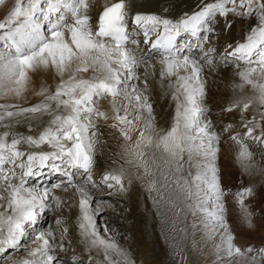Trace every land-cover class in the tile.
I'll use <instances>...</instances> for the list:
<instances>
[{"label":"snow or ice","instance_id":"snow-or-ice-1","mask_svg":"<svg viewBox=\"0 0 264 264\" xmlns=\"http://www.w3.org/2000/svg\"><path fill=\"white\" fill-rule=\"evenodd\" d=\"M0 5H6V0H0ZM89 9V0H15L0 19V94L23 98L32 72L52 69L59 77L54 91L42 86L35 92L42 97L38 103H0V261L26 252L12 264H66L59 255L65 251L63 240L57 242L51 228L42 229L40 223L52 208V199L60 206L52 189L67 191L75 186L80 197L78 231L87 264H136L129 251L112 238L106 222L102 230L108 236L101 235L97 220L103 205L87 187H96L92 168L98 125L93 121L100 119L113 121L111 127L128 144L125 154L135 158L146 178L153 176L149 168L155 163L146 150L154 148L160 153L167 169H161L164 183L158 187L157 179H148L147 190L161 195L160 188L169 186V175L175 176L171 183L194 201L193 214L200 216L208 239L214 241L218 261L227 258L231 264L253 252L264 261V247L237 246L227 222L229 193L222 187L216 164L221 133L208 119L204 71L213 72L221 64L237 69L240 83L233 89L238 94L224 111L240 115L243 131L230 136L240 145L237 158L251 157L246 140L264 144V0H198L195 10L178 18H169L164 9L159 14L137 11L131 19L126 0H119L105 6L95 23ZM237 19L252 21L243 42L226 43L222 53L208 46L212 34H220L217 25L220 32H230ZM153 56L160 57L159 87L166 86L175 104L167 130L155 126L147 67L143 83H137L141 79L138 67ZM246 85L252 95L244 94ZM100 99H108L111 115L99 110ZM253 107L255 111L246 116ZM21 122L28 124L30 134L14 130ZM232 128L229 124L223 131ZM185 165L194 168L195 175ZM45 170L62 173L66 180L45 187L39 183ZM80 170L87 179L75 184ZM124 174L123 169L105 173L101 183L123 192ZM251 194V188L235 193L249 225L252 213L245 198ZM29 243L34 247L29 248ZM101 254L103 259H97ZM250 259L257 264L256 255ZM71 261L85 264L77 255Z\"/></svg>","mask_w":264,"mask_h":264},{"label":"rangeland","instance_id":"rangeland-1","mask_svg":"<svg viewBox=\"0 0 264 264\" xmlns=\"http://www.w3.org/2000/svg\"><path fill=\"white\" fill-rule=\"evenodd\" d=\"M89 2H90L89 14L92 17L93 12H94L95 0H89ZM250 22H251V20H250ZM220 23L221 24L223 23L222 19H221ZM244 23L245 22L243 21L240 25H241V29L243 30V32L246 33L248 31L249 25H245ZM250 24H252V22ZM243 26L245 28H243ZM216 30L220 34H219V36H217L215 33L212 34V38L208 42V46L217 47L218 51L221 53L223 52L224 45L226 43L243 42V40L242 41L241 40L240 41L239 40L238 41L237 40L230 41V35H228L229 33L228 32H224V33L220 32L219 25L216 26ZM186 39H187V37H186ZM227 41H229V42H227ZM140 48L144 49V51L147 52V48H145V46L140 45ZM196 51H197V55L199 56L200 55L199 51L198 50H196ZM136 54L140 55V52L137 51ZM158 59H160L159 56H154L151 60L156 61ZM151 60H149V61L151 62ZM220 67H221V69H220ZM204 71H205V73L207 71V73L205 74V78H206V80H208L207 81L208 82V90H207V95L205 97L206 106L210 109V115L208 116V119H210L213 122V124L215 125V131L221 133V141L220 142L229 141V142L236 145L237 143H235L234 141H232L230 139V136L232 135V133H230L231 131L224 132L223 129L229 124H231L233 126L232 131H234L236 129V127L240 126V117H232V115H231V113L236 115V113H238L237 111L236 112L233 111L231 113L224 111V109L228 107V104L230 102V99H229L230 91H234L233 85L240 83V78H238L239 76L236 74L237 69L235 68V66L233 64H228V65L221 64L213 72H210V70L207 68H205ZM227 71H228V73L229 72H232V73L228 74V73H226ZM218 73H219V75H218ZM143 75H144V72L142 73V76ZM230 75L232 77H230ZM217 76H219V77H217ZM224 77L225 78L227 77V78L225 79ZM140 80H141V83L139 81H137V83L142 84L143 79H140ZM212 80H214V81H212ZM223 84L224 85L227 84V85L224 86ZM48 87H52V86L48 85ZM249 89L251 90L250 86L246 85V87L244 89L245 95H252V92ZM38 91L39 90H32V88H29V89L27 88L25 91V95H24L23 99H21L25 103H23L22 101L17 102V103H23V104H29V105L38 103L40 101V99H42V97L35 95V92H38ZM150 91L152 93L150 98L151 97L153 98V96L156 94V87L152 83H150ZM26 96H28V97H26ZM220 97H221V99H220ZM11 99L12 98L10 96H3L2 94H0V103H5V102L15 103V102H11L10 101ZM14 99H16V97H14ZM108 102H109L108 99H100L98 102L99 110L104 111V107H105L106 112L108 111L107 109H109L108 112L110 113V108H109L110 105L108 104ZM153 102L154 101H152V103ZM170 104H171V106H170ZM25 106H27V105H25ZM107 106H108V108H107ZM173 106H175V104L172 101L170 93L165 94L164 98L162 100V103H161V109L160 110L154 109L155 110L154 111V118H160L162 116V117L166 118L167 120L169 119L168 120V126H171V123H172L171 120L173 119L172 116H174V113L172 114V112H174L173 110H175ZM253 111H255L254 107L252 109H250L246 115H248V117H250ZM222 112H224V113H222ZM225 113H228L230 115H225ZM170 116L172 117V119ZM45 119H47V118H45ZM93 122L95 124L98 123L97 124L98 127L95 129L98 133V136L102 135V129L107 128V127L109 128V126H111L110 123H108L104 120H94ZM33 124L36 125V122L33 121ZM18 130H20L19 132H22L25 135L30 134L29 132L26 134L25 131H23L19 128H18ZM33 131H36V127L33 128ZM134 141H135V138H133V143H134ZM249 142H251V139L246 140L247 146L249 145L248 144ZM237 145H239V144H237ZM239 147H240V145H239ZM96 148H97V146L95 147V149ZM146 151L148 152L147 156H148L150 161L152 159H154V157L156 158V159H154L155 163H152L151 164L152 166H150V168H149V171L151 173L154 172L152 177L146 178L143 174L144 171L142 168H139V169L134 168V167H136L135 158L134 157L132 158L131 155H129L126 163L128 166V171H127L128 173L127 174H129L130 176L128 175L127 179L123 178V184H124V189H125L123 192L119 191L118 188L108 189L106 187V185H103L102 183L96 187H93L91 184L87 185L89 191H91L90 192L91 195H93L98 200V202H101L103 205V212L99 215L98 220H97L98 226L101 227V235H104L106 238L108 236V234L104 233L102 230L103 224L106 222L108 225V228L110 229V234H111L112 238L115 239L123 248L127 249L129 251V253L131 254L132 258L139 261L138 262L139 264H144V262L147 259H148L147 262H150V264H210V262L213 264V261L216 264L217 263L218 264H228L227 258L222 259L221 260L222 262L217 261V257L215 256L216 252H215V249L213 247L214 241L208 239L207 230L204 228L203 224L201 223L200 216L191 214V213H193V209L191 208V205L193 204V202L187 196V193L185 191H182L181 188L177 187L174 183H171V181L176 179L175 176L169 175V186L168 187L171 188L172 198H173V202H174L173 206L170 203V205H168V207H167V208H171L170 213H168L166 211L163 204L161 203V200H163L162 199L163 196H161V195H163L165 193L166 188H163V187L160 188L161 195H156L157 194L156 192L149 193V191H147V185H146L147 180L155 178L158 181V185L159 186L162 185L164 183V181H163V178L161 176V169L163 168V169H165V171L167 169L164 165H162L164 163H163V159H161V155L159 154V152L156 153L154 148H148ZM150 151H151V153H150ZM154 151H155V154H154ZM249 151H251L252 156L249 158L243 159L245 162H243L241 159L238 160V169L240 171V173H239L240 178L238 177L239 179L237 177L235 178L233 175L228 176V175L220 173L221 179L223 181L222 187L226 191H228V193H229L228 197H230V196L235 197L236 192L242 191L244 188H251L253 183L259 182V178H260L259 174L257 173V171L255 172L252 169L253 166L249 163L250 159H253L254 163L257 162L255 160L257 159L256 157H258L257 156L258 153H257V151H255L253 149H249ZM108 153H109V151H108ZM99 154L103 155L102 149H100L98 151H96V150L94 151V160H95V157L97 160L99 159ZM109 155H110V153H109ZM150 156H151V158H150ZM129 160H133V163H129L128 162ZM156 163H157V165H156ZM155 165H156V167H155ZM92 169H95V168L93 167ZM140 169H141V171H140ZM154 174H156L157 176ZM182 174H183L184 178L186 179L185 174L184 173H182ZM55 175L56 174L54 172H48L47 170H45V174L39 180V183L42 184L43 186H45L41 182L42 180H44V182L47 184L45 187L51 188L52 185L57 184V181H55V182L53 181ZM75 177H76L75 178V184H80L79 178L77 176H75ZM94 178L95 177H92L93 181H94ZM101 178H102V176L96 177L95 180L99 181V183H100ZM135 178L137 181L135 180ZM141 180H143V182ZM61 181H63L62 178L59 182H61ZM142 183H144L143 186H141ZM131 185H133V186H131ZM134 185H136V186H134ZM59 189H60V191L58 193H54V192L58 191L57 188L52 189V196L54 198H58L59 201L63 203V205L60 204V206L57 207V202H56L57 200L52 199L51 200L52 208L46 211V214L40 223V227L42 229L51 228V230L56 235L57 242H59L61 239L63 240L64 246H65V251L60 252L59 255L64 259L66 264H72L71 257L73 255H77V256L82 257L85 260V264H87V253L84 251V244L81 241L79 231H78V224H77V217L79 216L80 212H79V204L75 205V201L77 200V198L80 199L79 194L76 192L75 186L68 187L67 191H65L64 188H59ZM173 189H175L176 191ZM137 190H139V191H137ZM109 192H112L114 194L109 195ZM65 194L69 199L67 201L63 202L61 200H64ZM257 198H259V195L257 194V187L255 189H252V194L245 198L246 207L254 215H256V213L258 215L259 214L258 212L260 211V210L259 211L255 210V212L253 211L255 209L254 203L256 202L255 200ZM70 200H72V202ZM70 202H71V204H70ZM76 203H77V201H76ZM72 204H74V205H72ZM69 205L72 207H70ZM76 206H78V207H76ZM64 207H65V209H64ZM94 207H95V204H93V208ZM261 207H262V210L264 211V201H263ZM69 210H71V212H69ZM75 210L77 211L76 213H75ZM176 213H178V216ZM261 213H262L261 217H263L264 212H261ZM63 214H65V215H63ZM136 215H138V217ZM58 216H59V218H58ZM173 217H175L176 219H179L180 229L183 227L181 229V235H174V233L170 231L171 225L169 226V224L171 222L170 220H172ZM252 217L255 218V216H252ZM138 218H140V219H138ZM196 218H198V219H196ZM57 219H59L61 221V223L59 225H57V223H56ZM261 220L264 221V219H261ZM136 222L139 224H137ZM188 223H189V225H188ZM196 223H198V224H196ZM228 224L230 226L232 233H234V235H235L234 243L237 246L241 247L242 249L247 248L248 246H251L257 250L261 247H264V223L258 222V221H257V223L251 222V225L248 224L247 230L245 228H243L246 225L244 226L242 223H240V225H238L237 228L233 227V225L230 223H228ZM190 225H191L190 229L187 230ZM195 225H197V226H195ZM138 227H140L139 230H138ZM65 228H67V230H68L66 233L64 232ZM243 229L247 233H245ZM183 230H185V231H183ZM168 233H170V234H168ZM187 233H188V235H187ZM181 236H183L184 238H182ZM185 236H187V237H185ZM188 239H190V240H188ZM183 240H184V242H183ZM141 241L143 242L144 245H146L145 249L141 248V247H143L140 245ZM215 242H218V237L216 238ZM28 247L31 248V247H34V245L29 243ZM26 255H27L26 252L17 253L11 259H7L6 261H0V264H12L13 259H19L21 256H26ZM93 255L95 256L96 253L93 252ZM209 255H211V256H209ZM253 255H256L258 258L257 264H264V261H260L258 252L248 253V254H246L245 257H237L231 262V264H242L243 261H244L243 264H246V263L252 264L250 258ZM97 259L102 260L103 259L102 254L100 256H98ZM147 262H145V263L147 264Z\"/></svg>","mask_w":264,"mask_h":264},{"label":"bare ground","instance_id":"bare-ground-1","mask_svg":"<svg viewBox=\"0 0 264 264\" xmlns=\"http://www.w3.org/2000/svg\"><path fill=\"white\" fill-rule=\"evenodd\" d=\"M115 0H95V5H94V12H93V15H92V21L93 23H95V21L98 20V18L96 16H98V11L100 9H102L104 6L110 4L111 2H113ZM14 2L15 0H6V5H0V19H2L5 15V13L14 5ZM198 3V0H126V4H127V11L129 13V19H131L132 16H134V14L137 12V11H140V12H156V13H161L164 11V9H167V13H165L166 15L169 16V18H178L181 14H183L184 12H191L193 10H195L196 8V5ZM245 22L244 24L245 25H250V20L249 19H245V20H240V19H237L236 20V23L233 27V29L228 32L230 35V41H235V40H243L246 35L248 34V31L246 33L243 32V30L241 29V23L242 22ZM250 22V23H249ZM224 33V32H223ZM229 42V41H227ZM154 57V56H153ZM147 67V70L148 72L150 73V75L148 76V80H149V84L152 83L155 87H156V94L153 96V98L151 97V102H153V106H154V109H157V110H160L161 109V103H162V100L164 98V95L169 93L166 86L164 89H161L159 87V70H160V64H159V59L158 60H151L150 61H147V64H141L138 69H137V73L138 75L141 77V79H143V76H142V73L144 72L145 73V68ZM227 67V66H226ZM229 67V66H228ZM221 69V67H220ZM229 70V69H228ZM233 71V70H232ZM236 71V70H235ZM219 72V71H218ZM207 73V71H206ZM205 73V74H206ZM221 73V72H220ZM228 73V71L226 72ZM232 72H229L228 74H230ZM237 74V73H236ZM219 75V73H218ZM30 76H31V82L28 86V89L29 88H32V90H40V88L42 86H46L48 87V85H51L52 87H48L49 91H54L55 90V86L56 84L59 82V77L56 76L54 70L52 69H49L47 71H44V70H40V71H36V72H32L30 73ZM207 76V75H206ZM229 76V75H228ZM219 77V76H217ZM230 77H232L230 75ZM234 77V76H233ZM208 78V77H207ZM216 78V77H215ZM225 78V77H224ZM227 78V77H226ZM225 78V79H226ZM239 78V77H238ZM237 78V79H238ZM230 79V78H229ZM165 80L167 81V78H165ZM218 80V79H217ZM208 81V80H207ZM214 81V80H212ZM139 82L141 83V80H139ZM224 85V84H223ZM227 85V84H226ZM224 85V86H226ZM246 87V86H245ZM222 89V88H221ZM227 89V88H226ZM231 90V89H230ZM250 90V89H249ZM215 91V90H214ZM251 91V90H250ZM219 92V91H218ZM32 94V93H31ZM152 94V93H151ZM229 94V93H228ZM238 94V91H230V96H229V99L230 101ZM245 94V93H244ZM218 95V94H217ZM216 95V96H217ZM223 95V94H222ZM219 96V95H218ZM12 99L10 100L11 102H20L22 101L21 99L23 98H16L14 99V97L10 96ZM28 97V96H26ZM32 98V97H31ZM216 98V97H215ZM221 99V97H220ZM169 100V99H168ZM23 103H25L24 101H22ZM170 102V101H169ZM7 103V102H5ZM103 104V103H102ZM109 104V102H108ZM24 105H29V104H24ZM101 105V104H100ZM229 105V104H228ZM171 106V104H170ZM104 107V106H103ZM174 109H175V106H173ZM108 108V106H107ZM106 108V109H107ZM110 108V107H109ZM109 111V109H107ZM163 110V109H162ZM173 110V109H172ZM104 111L105 110V107H104ZM107 111V112H108ZM175 112V110H173ZM164 112V111H163ZM168 112V111H167ZM172 112V114L174 113ZM236 112V111H235ZM224 113V112H222ZM111 115V113H109ZM157 115V114H156ZM225 115H230L228 113H225ZM232 117H240L239 113H236L233 114L231 113ZM248 116V115H246ZM160 117V116H159ZM171 117V116H170ZM173 117V116H172ZM171 117V119H172ZM46 120V119H45ZM102 120V119H100ZM169 120V119H168ZM168 120L164 117H160V118H155V126L158 130H167L168 127ZM173 120V119H172ZM171 120V122H172ZM230 120V119H229ZM101 122V121H100ZM108 123H110V125L113 123V121L111 119H109L108 121H106ZM33 123V122H32ZM98 124V123H97ZM34 127H37L35 124H33V128ZM21 129L23 131L26 132V134L28 133V124L26 122H21L20 124L18 125H15L14 126V130L15 131H20L18 130ZM243 129L238 126L236 127V129L234 131H231L230 133H234V132H242ZM133 138H136L135 135ZM223 140V139H222ZM221 141V140H220ZM248 149H253L255 151H257L258 153V157H256L257 159L255 161L257 162H253V159H250L249 160V163L253 166V170L259 174V182L258 183H253V185L251 186L252 189H255L257 187V194L259 195V198H257L254 203V206H255V209L253 210L255 212V210L259 211L258 215L256 213V215L252 214V216H255V218L251 217V222L252 223H257L258 222H262L264 223V221H262L261 219H264V216H262V213L261 212H264L262 210V203H263V199H264V144H261L257 141H254L251 139V142L248 143ZM97 146L96 149H94V151H98L100 149L103 150V155H100L99 154V159L97 160L96 157H95V160H94V168L95 169H92V177H95L94 178V181L96 183V186H99L101 184V182L99 183V181L95 180L96 177H101L103 176L105 173H108V172H116L118 173L121 169H123L124 171V177L123 178H126L128 177L129 174H127L128 172V166H127V159H128V156L129 155H126V148L128 147V144L127 142L124 140L123 137H121L119 131L117 129H114L112 128L111 126H109V128H104L102 129V135L98 136V140H97V143L95 144V147ZM239 148V149H238ZM110 153H108V151ZM240 151V147L239 145H235L229 141H222L220 142L219 144V153H218V157L216 159V164H217V167H219L218 169L219 170V173H222V174H225V175H233L235 178L239 177V169H238V153ZM148 153V152H147ZM151 153V151H150ZM149 153V154H150ZM157 153V152H156ZM154 154H155V151H154ZM160 154V153H159ZM148 155V154H147ZM153 155V154H152ZM132 157V156H131ZM133 158V157H132ZM151 158V156H150ZM154 159H156L154 157ZM162 159V158H161ZM185 159H187V157L185 156ZM245 159V158H244ZM243 162H245L243 159H241ZM252 161V162H251ZM136 165V164H135ZM154 165V164H153ZM157 165V163H156ZM155 165V167H156ZM161 165V164H160ZM164 165V164H162ZM152 166V165H151ZM161 167V166H160ZM137 169V166L134 167ZM185 168L189 169L193 175H195V169L194 168H191L190 165H185ZM143 169V168H142ZM163 169V168H162ZM222 169V170H221ZM70 171L72 169H69ZM135 170V169H134ZM157 170V169H156ZM159 170V169H158ZM165 170V169H164ZM136 171V170H135ZM141 171V169H140ZM134 172V171H133ZM156 172V171H155ZM154 173V172H153ZM56 175L54 176V182L57 181V183H60L59 181L62 180L65 181L66 178L62 176V173H55ZM61 174V175H60ZM132 174V173H131ZM144 174V172H143ZM185 176H186V173H184ZM156 175V174H154ZM183 175V174H182ZM221 175V174H220ZM79 180H80V184H83V181L85 179H87L86 175L84 174L83 170H80L77 175H76ZM130 176V175H129ZM157 176V175H156ZM86 177V178H85ZM135 177V176H134ZM133 177V178H134ZM76 178V177H75ZM74 178V180H75ZM149 178V177H148ZM187 178V176H186ZM238 178V179H239ZM139 179V178H138ZM144 179V178H143ZM136 180V178H135ZM137 181V180H136ZM143 182V180H141ZM45 186L47 185L44 180L41 181ZM133 182V181H132ZM139 182V181H138ZM146 182V181H145ZM144 182V183H145ZM248 182V181H247ZM136 183V182H135ZM134 183V184H135ZM141 186H143V184ZM246 183V182H245ZM249 183V182H248ZM147 185V184H146ZM127 186V185H126ZM133 186V185H131ZM136 186V185H134ZM145 186V185H144ZM159 186V185H158ZM135 188V187H134ZM58 191L54 192V193H58L60 191L59 188H57ZM115 189V187L113 188ZM140 189V188H139ZM175 190V189H173ZM178 190V189H177ZM139 191V190H137ZM148 191V190H147ZM176 191V190H175ZM256 191V190H255ZM74 192V191H73ZM91 192V191H90ZM180 192V191H179ZM75 193V192H74ZM141 194V193H140ZM256 194V193H255ZM61 195V194H60ZM158 195V194H156ZM163 200H161V203L163 204L164 208L166 209V211L168 213L171 212V208H167L168 205H171L173 206V198H172V192H171V188L169 187H166L165 189V193L163 195ZM229 196V195H228ZM226 198L225 200V205H226V208H227V211H226V217H227V221L228 223L232 224L233 227H238V225H240V223H242L245 227L246 230H247V227H248V223H246L243 218H242V213H241V210H240V206L239 204L237 203L236 201V198L235 197H228ZM136 197V196H135ZM138 198V197H137ZM176 198V197H175ZM190 198V197H189ZM69 198L66 196L65 194V198L64 200H61L63 202L67 201ZM140 199V198H139ZM191 199V198H190ZM189 199V200H190ZM56 200V199H55ZM133 200V199H132ZM143 200V199H142ZM157 200V199H156ZM72 202V200H70ZM77 201V203H76ZM75 201V205L79 204V199L77 198V200ZM137 201V200H136ZM140 201V200H139ZM191 201L194 203V201L191 199ZM57 202V201H56ZM70 202V204H71ZM142 202V201H141ZM143 203V202H142ZM145 203V202H144ZM60 204L63 205L62 202H60ZM66 204V203H65ZM68 204V203H67ZM74 205V204H72ZM110 205V204H109ZM112 205V204H111ZM159 205V204H158ZM181 205V204H180ZM70 206V205H69ZM72 207V206H70ZM78 207V206H76ZM162 207V206H161ZM182 207V206H181ZM112 208V207H111ZM192 208V207H191ZM254 208V207H253ZM65 209V207H64ZM67 209V208H66ZM64 211V210H63ZM114 211V210H113ZM116 211V210H115ZM174 211V210H173ZM172 211V212H173ZM66 212V211H65ZM69 212H71V210H69ZM77 211L75 210V213ZM162 212V211H161ZM62 213V212H61ZM64 213V212H63ZM173 214V213H172ZM177 216H178V213H176ZM193 214V213H191ZM65 215V214H63ZM67 215V214H66ZM75 215V214H74ZM140 215V214H139ZM169 215V214H168ZM190 215V214H189ZM138 217V215H136ZM166 216V215H165ZM136 217V218H137ZM168 217V216H167ZM176 217V216H175ZM175 217L172 218V220H170V224L169 226L171 225V228H170V231L174 233V235H181V228L180 229V222H179V219H176ZM59 218V216H58ZM141 218V217H140ZM138 218V219H140ZM189 218V217H188ZM137 219V220H138ZM186 219V218H185ZM194 219V218H193ZM198 219V218H196ZM162 220V219H161ZM166 220V219H165ZM187 220V219H186ZM189 221V220H188ZM196 221V220H195ZM194 221V222H195ZM232 221V222H231ZM186 222V221H185ZM137 223V222H136ZM238 223V224H237ZM139 224V223H137ZM165 224V223H164ZM198 224V223H196ZM141 225V224H140ZM166 225V224H165ZM184 225V224H183ZM187 225V224H186ZM189 225V223H188ZM197 226V225H195ZM191 227V225L188 227L187 230H189ZM242 227V226H241ZM140 227H138V230H139ZM141 230V229H140ZM244 230V229H243ZM242 230V231H243ZM166 231V230H165ZM185 231V230H183ZM237 231V230H236ZM245 233H247L245 230H244ZM166 233V232H165ZM186 233V232H185ZM167 234V233H166ZM170 234V233H168ZM244 234V233H243ZM188 235V233H187ZM167 236V235H166ZM192 236V235H191ZM182 238H184L183 236H181ZM187 237V236H185ZM189 238V237H188ZM171 239V238H170ZM175 239V238H174ZM186 239V238H185ZM190 240V239H188ZM198 241V240H197ZM184 242V240H183ZM188 242V241H187ZM141 247L142 249H145L146 248V245L143 244V242L141 241L140 242ZM185 244V243H184ZM242 244V243H241ZM181 245V244H180ZM190 247V246H189ZM204 248V247H203ZM190 249V248H189ZM213 253V252H212ZM215 253V252H214ZM183 255V254H182ZM193 255V254H192ZM211 256V255H209ZM214 256V255H213ZM216 256V255H215ZM179 257V256H178ZM213 258V257H212ZM134 259V258H133ZM136 264H139L138 260L134 259ZM215 260V259H214ZM148 259L145 261L147 262ZM189 261V260H188ZM212 261V260H211ZM218 261V260H217ZM216 261V262H217ZM221 261V260H220ZM144 262V264H146ZM210 262V261H209ZM222 262V261H221ZM244 262V261H243ZM242 262V264H243ZM147 264H150V262H147ZM210 264H212L210 262ZM213 264H216L214 263L213 261ZM218 264V263H217ZM248 264V263H246Z\"/></svg>","mask_w":264,"mask_h":264}]
</instances>
